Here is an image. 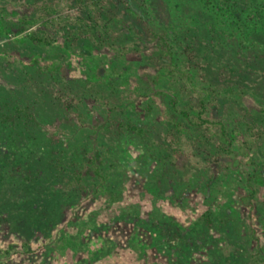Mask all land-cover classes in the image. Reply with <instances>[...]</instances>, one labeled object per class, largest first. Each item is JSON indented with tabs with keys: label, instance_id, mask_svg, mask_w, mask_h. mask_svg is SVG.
I'll return each mask as SVG.
<instances>
[{
	"label": "rangeland",
	"instance_id": "1",
	"mask_svg": "<svg viewBox=\"0 0 264 264\" xmlns=\"http://www.w3.org/2000/svg\"><path fill=\"white\" fill-rule=\"evenodd\" d=\"M243 1L0 0V264H264Z\"/></svg>",
	"mask_w": 264,
	"mask_h": 264
},
{
	"label": "trees",
	"instance_id": "2",
	"mask_svg": "<svg viewBox=\"0 0 264 264\" xmlns=\"http://www.w3.org/2000/svg\"><path fill=\"white\" fill-rule=\"evenodd\" d=\"M237 1L238 0H225V4L224 5L221 4L222 5L221 7H222V9H224V10L227 9L228 11L236 10L237 9V7H236ZM243 5L245 7L243 6L242 9L240 8L242 10L241 13L243 11L245 12L246 11L245 8L247 9V7H248V4H247V2L245 0L243 1Z\"/></svg>",
	"mask_w": 264,
	"mask_h": 264
}]
</instances>
